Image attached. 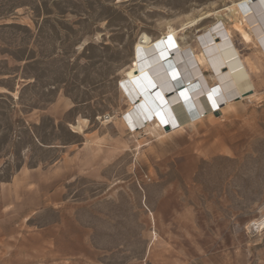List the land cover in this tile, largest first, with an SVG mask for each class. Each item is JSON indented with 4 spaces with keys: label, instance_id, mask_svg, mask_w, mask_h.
Returning <instances> with one entry per match:
<instances>
[{
    "label": "rangeland",
    "instance_id": "rangeland-1",
    "mask_svg": "<svg viewBox=\"0 0 264 264\" xmlns=\"http://www.w3.org/2000/svg\"><path fill=\"white\" fill-rule=\"evenodd\" d=\"M237 1L0 0V264H264L258 48L232 33L224 54L246 96L223 118L122 121L140 38ZM217 20L181 42L196 47ZM147 81L136 87L161 115Z\"/></svg>",
    "mask_w": 264,
    "mask_h": 264
},
{
    "label": "bare ground",
    "instance_id": "bare-ground-1",
    "mask_svg": "<svg viewBox=\"0 0 264 264\" xmlns=\"http://www.w3.org/2000/svg\"><path fill=\"white\" fill-rule=\"evenodd\" d=\"M229 13L230 16L228 17ZM222 14L227 16L231 23L232 21H236L227 28L219 21ZM210 16H214L218 20L215 21L216 23L206 28L202 34L197 36L198 52H194L189 46L182 48L178 40H183L181 35L184 36L185 30L196 27L201 20L209 18ZM233 32L240 34L247 41L253 43L264 57V0H239L222 10L214 12L213 15L211 13L204 18L186 23L180 29L169 27L157 39H151L144 34L132 50L134 77L122 81V88L128 97V108L122 113V115H124L122 121L136 131L138 128H141L144 123L147 125L148 121L152 118L153 121L151 126L155 128H160V122L168 124L170 122L172 124L174 123L176 131L184 130V121L181 122L179 121L181 118L176 117L177 112L183 113V111L189 117H187L190 121V124L187 125L188 128H193L195 121H202V119L207 116V113H205L204 110L197 112L189 108L191 106L194 107L198 103L201 105V98L195 100L189 93L186 97H181L180 93L187 90L192 85L199 84V81L194 80L196 77L192 76L189 70L195 69L197 74H200V67L202 66H206L209 69V77L211 79L218 78L220 82H224L222 83L223 85L226 84V86L233 87L235 76L228 68L224 56V52L232 45L231 39ZM172 48L176 49L170 52L169 50ZM177 53L183 55L182 58L185 64L190 67V69H188L189 72L187 70L180 71L176 67L174 55ZM185 71H187V73L181 75V73ZM166 74H175L183 79L181 84L171 87L166 92H162L161 89L158 88L161 93L157 91V97L161 98L165 105L160 115L155 111V108H152L149 101L141 95L136 84L144 82L145 78L148 80V84H153L150 77L156 80L164 77ZM212 92L216 98L221 94V96H219L220 106H230L231 102L237 98L242 100V96L237 94L234 90L229 93H223L222 90H213ZM161 94H163L162 97ZM186 103H189V107L186 106ZM170 112L173 115V119L171 118ZM213 113L219 112L216 111ZM184 117L185 116L182 115V119ZM220 118L222 117H216L217 120ZM169 130H172V128L169 127ZM257 225L261 227L264 226V218L258 221Z\"/></svg>",
    "mask_w": 264,
    "mask_h": 264
},
{
    "label": "crops",
    "instance_id": "crops-1",
    "mask_svg": "<svg viewBox=\"0 0 264 264\" xmlns=\"http://www.w3.org/2000/svg\"><path fill=\"white\" fill-rule=\"evenodd\" d=\"M196 29L198 30V28H196ZM178 41H179V44L181 45L182 48L185 47V46H189V47H191L194 50V52H196V53L198 52V45L195 47V46L188 45L187 43H182L181 42L182 39L178 40ZM175 49L176 48H172L169 51L171 52V51H174ZM182 56L183 55L182 54L179 55V53L174 55V60H175V63H176V67L180 71H183V70H187L188 71V69H190V67L187 64H185L184 59L182 58ZM224 56H225V54H224ZM167 58H169V57H167ZM225 59H226V62L228 64V68L230 69L232 74H234L232 69H231L230 60H229L228 56H225ZM185 61H187V60H185ZM247 65L250 66V64H247ZM200 68H201L200 74H197V71H195V69H190L189 70L191 72L192 76L196 77L194 80H198L199 84L192 85L190 88H188L187 90H185V91L180 93L181 97L182 96L186 97L188 95V93H189V94L192 95V97L195 100H199L201 97H205L206 101H203L202 98H201V103H202L201 105L198 103L194 107L193 106L189 107V103H186L187 107H189L190 109L196 110L197 112L202 111V110H204L206 112L207 110H209V113L207 114V116L205 118L202 119V121L198 120V121L194 122V127H196L199 124H202L205 121H209V122L217 121V119H216L217 116L213 112H216V111L219 112L218 115L223 118L226 115L227 112L235 110L237 105H236V103L234 101L231 102L230 106H227V107L225 105H221L220 106L219 105V99H220L219 96H221V94L219 96H217V98H218L217 99L216 96H214V94L212 92L213 90H215V91L222 90L223 93H229L232 90H234L237 94L242 96V99H244L245 96H246L244 94L243 88L241 87L240 82H239L238 78L235 76V74H234L235 81H233V87H231V86H226V84L223 85L222 83H224V82H220L218 80V78L211 79L209 76H206L205 73H209L210 74V71H209V69L206 66H202ZM187 71L181 73V75L187 73ZM250 71H251V69H250ZM150 78L152 79V82H153V84L155 86L156 93H157V91L160 92L158 88H160L162 92H166L171 87L177 86L178 84H181L182 83V79H183L182 77H178L175 74L174 75L173 74H171V75H169V74L167 75L166 74L164 77L156 79V80H153L152 77H150ZM162 95L163 94H161V97H162ZM247 97H248V100H251V99H253L256 96L247 95ZM208 106H209V108H208ZM184 113L185 112L183 111L182 115ZM195 114H196V112H195ZM185 115H186V113H185ZM176 117H178V115ZM188 118L186 119V121H184V125L185 126H183V127H185V128H188L187 125L190 124V121H189ZM179 121H180V119H179ZM181 122H183V121H181ZM214 146L216 148L222 149L221 148L222 146H221V143H220L219 140L214 141ZM17 235H18V232L16 230V225H15L11 229V233H10L9 237L7 236V238H14V236H17ZM208 263L209 262L201 259V260L197 261V263H195V264H208Z\"/></svg>",
    "mask_w": 264,
    "mask_h": 264
},
{
    "label": "built area",
    "instance_id": "built-area-1",
    "mask_svg": "<svg viewBox=\"0 0 264 264\" xmlns=\"http://www.w3.org/2000/svg\"><path fill=\"white\" fill-rule=\"evenodd\" d=\"M205 113H206V112H205ZM161 128H163V129H164L165 127H164V126H161Z\"/></svg>",
    "mask_w": 264,
    "mask_h": 264
},
{
    "label": "water",
    "instance_id": "water-1",
    "mask_svg": "<svg viewBox=\"0 0 264 264\" xmlns=\"http://www.w3.org/2000/svg\"><path fill=\"white\" fill-rule=\"evenodd\" d=\"M254 1H256V0H254ZM216 115H218V113H215Z\"/></svg>",
    "mask_w": 264,
    "mask_h": 264
},
{
    "label": "clouds",
    "instance_id": "clouds-1",
    "mask_svg": "<svg viewBox=\"0 0 264 264\" xmlns=\"http://www.w3.org/2000/svg\"><path fill=\"white\" fill-rule=\"evenodd\" d=\"M187 115V114H186Z\"/></svg>",
    "mask_w": 264,
    "mask_h": 264
}]
</instances>
